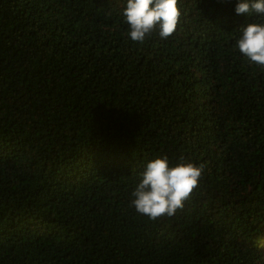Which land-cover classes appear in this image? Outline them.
Instances as JSON below:
<instances>
[{
    "label": "trees",
    "instance_id": "16d2710c",
    "mask_svg": "<svg viewBox=\"0 0 264 264\" xmlns=\"http://www.w3.org/2000/svg\"><path fill=\"white\" fill-rule=\"evenodd\" d=\"M237 0H178L133 42L126 0H0V264H264V67ZM204 172L175 215L131 206L146 163Z\"/></svg>",
    "mask_w": 264,
    "mask_h": 264
},
{
    "label": "clouds",
    "instance_id": "9594fccd",
    "mask_svg": "<svg viewBox=\"0 0 264 264\" xmlns=\"http://www.w3.org/2000/svg\"><path fill=\"white\" fill-rule=\"evenodd\" d=\"M177 5L178 0H126L122 15L129 27L127 35L141 44L154 32L166 40L180 22L181 11ZM234 12L258 18L259 22L238 27L236 47L250 62L264 67V0H237ZM204 167L203 163L185 161L183 156L174 166L169 165L167 156L148 161L131 193V206L151 220L175 215L198 187Z\"/></svg>",
    "mask_w": 264,
    "mask_h": 264
}]
</instances>
